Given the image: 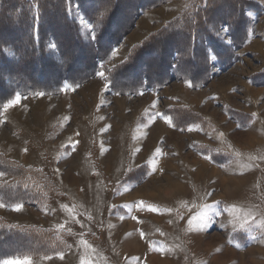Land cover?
Instances as JSON below:
<instances>
[{
	"label": "rangeland",
	"instance_id": "374dc122",
	"mask_svg": "<svg viewBox=\"0 0 264 264\" xmlns=\"http://www.w3.org/2000/svg\"><path fill=\"white\" fill-rule=\"evenodd\" d=\"M241 1L248 5L244 45L200 87L178 80L116 95L107 83L114 67L193 0H161L142 12L92 78L73 64L83 80L72 86L49 74L44 60L30 62L23 76L12 67L15 52H5L0 74L12 73L7 92L0 90V162L37 173L35 188L43 191L37 210L0 208V220L47 232L56 253L0 264H264V83L250 80L264 72V0ZM70 14L92 40L80 11ZM67 57L59 74L70 73L75 57ZM181 66L201 77L197 66ZM121 82L117 89L128 88ZM173 107L202 124L192 125V116L186 128L175 118L176 126L167 123L163 112ZM7 178L0 173V185ZM17 244L26 241L8 239L0 251Z\"/></svg>",
	"mask_w": 264,
	"mask_h": 264
},
{
	"label": "trees",
	"instance_id": "16d2710c",
	"mask_svg": "<svg viewBox=\"0 0 264 264\" xmlns=\"http://www.w3.org/2000/svg\"><path fill=\"white\" fill-rule=\"evenodd\" d=\"M160 1L0 0V67L7 61L5 52L10 50L15 52L12 67L18 69L21 66L18 71L22 75L25 68L30 69V62L44 60L50 62L46 70L49 74L56 72L55 79L58 82L59 76H64V80L72 86L83 80L72 74L77 72L72 68L79 62L80 65L83 64L80 71L86 73L87 68L90 69L86 81L92 78L97 64L104 62L106 52L118 42L120 35L123 36L130 29L142 12L156 6ZM247 6L241 0H193L183 13L144 39L124 63L113 68L110 72L113 76L107 77L110 91L116 95L130 92L138 94L158 90L178 80H187L196 87L206 85L211 79L212 67L227 69L235 59V50L244 45L247 36ZM72 7H76L90 23L92 40L83 39L80 35L70 14ZM220 29L226 31H217ZM224 32L227 43L224 36L220 35ZM52 44L57 46L55 50L50 49ZM68 53L75 57V61L72 60L74 63L71 62L69 66L70 73L66 71L63 75L59 74L60 69L67 63ZM183 60L188 65L192 64L195 68L197 66L201 77L190 75L184 70L181 66ZM11 73L9 71L5 75L0 74V90H3L1 93L7 92L8 86L5 84L10 83L8 76ZM12 75L14 77L15 74ZM34 76L39 77H30ZM38 79L42 80L40 77ZM124 79L128 80V88L117 89V85H121V80ZM250 80L254 85H262L264 72L253 75ZM34 91H37L36 88ZM174 108L163 112L173 126L175 120V126L179 129L191 125L187 120L184 121L185 116L195 118L196 122L192 125L202 124L198 117L188 111L179 110L174 114ZM177 115L179 116L176 118ZM2 160L0 173L8 177V180L0 185V201L7 206L25 204L35 207L43 191L35 188L34 182L40 176ZM46 233L33 228L9 225L0 220V245L12 238L26 241V245L17 244L9 251H0V262L15 256L56 253ZM37 245L39 248H36Z\"/></svg>",
	"mask_w": 264,
	"mask_h": 264
},
{
	"label": "crops",
	"instance_id": "0c3cea01",
	"mask_svg": "<svg viewBox=\"0 0 264 264\" xmlns=\"http://www.w3.org/2000/svg\"><path fill=\"white\" fill-rule=\"evenodd\" d=\"M6 177V176H5ZM7 178V177H6ZM8 180V179H7ZM6 182V181H5ZM0 205H3L2 207H0V208H2V209H7V211H13V210H15L16 208H17V206H19L20 208H24V207H29L30 209H31V207H33V206H30V205H25V204H13V205H4L3 204V202H1L0 201ZM35 210H37V207L35 208V207H33ZM8 224V223H7ZM9 225H16V226H21V225H24L23 223H21V224H18V223H16V224H14V223H9ZM28 225H26V226H22V227H27Z\"/></svg>",
	"mask_w": 264,
	"mask_h": 264
},
{
	"label": "snow or ice",
	"instance_id": "6c2138e0",
	"mask_svg": "<svg viewBox=\"0 0 264 264\" xmlns=\"http://www.w3.org/2000/svg\"><path fill=\"white\" fill-rule=\"evenodd\" d=\"M213 27H214V26H213ZM217 31H226V29H220V30H217ZM51 47H52V48H55V47H57V46H56L55 44H52ZM213 58H214V57H213ZM100 76H101V78H104V73L101 72V73H100ZM166 122L169 123V124H171V121H166ZM2 206H3V205H0V207H2ZM16 210L19 211V210H20V207L17 206Z\"/></svg>",
	"mask_w": 264,
	"mask_h": 264
}]
</instances>
